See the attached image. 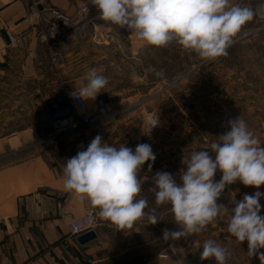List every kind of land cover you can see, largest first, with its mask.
<instances>
[{"label": "rangeland", "instance_id": "1", "mask_svg": "<svg viewBox=\"0 0 264 264\" xmlns=\"http://www.w3.org/2000/svg\"><path fill=\"white\" fill-rule=\"evenodd\" d=\"M231 3L242 7L255 6L257 0H231ZM47 7L32 4L29 13L33 9L47 13ZM89 8L94 16L93 5L90 4ZM76 12L77 6L73 14ZM38 23L39 31H45L46 18H39ZM72 49L67 62L70 78L75 83L67 85L64 90L79 89L86 82V74L91 68L109 81L95 100H85L89 107H94V102L99 99L106 102L111 110L110 115L88 129L89 143L99 134L104 142L117 148L123 144L134 150L139 143L150 144L156 155L151 171L146 162L138 174L143 183L140 195L148 201L146 211L156 207L152 181L155 173L167 171L179 182L184 167L182 157L193 151L208 150L209 145L228 130L229 120L243 119L264 145V18L257 17L248 22L234 38L228 55L212 61L201 60L175 41L166 47L147 45L133 33L129 36L123 28L99 17L85 24ZM62 61L59 55L56 62ZM62 69L57 71L59 75ZM149 69L163 70L164 75L157 76ZM148 112L159 114L160 118V126L152 131H147L145 123ZM48 131L47 119L41 135L36 140H28L27 151L34 149L36 143L40 152L46 145L53 144L40 143ZM63 138L68 139L66 136ZM0 146L20 147L19 134L1 135ZM79 150L80 147L73 149V155L69 156L76 155ZM220 175L217 172L215 179L219 180ZM256 191L264 192V185L256 189L237 182L226 188L218 203L231 207L232 196L240 200L244 194ZM260 203L264 206V198ZM169 209L168 205L157 208L160 221L156 225H148L145 219L129 229L132 231L130 240L139 244L131 253L139 261L173 248L188 263L216 264L214 259L202 261L200 258L203 243L214 240L230 253L226 264H260L256 257L250 259L246 255L247 241L240 244L227 231L228 212L208 225L206 231L165 241L163 229L179 230ZM261 215H264V207ZM146 241L148 243H144Z\"/></svg>", "mask_w": 264, "mask_h": 264}, {"label": "clouds", "instance_id": "2", "mask_svg": "<svg viewBox=\"0 0 264 264\" xmlns=\"http://www.w3.org/2000/svg\"><path fill=\"white\" fill-rule=\"evenodd\" d=\"M99 18L131 31L137 39L153 47H166L173 41L203 61L228 55L234 38L254 18H264V0L255 6H240L231 0H90ZM163 76V70L155 71ZM86 82L79 88V99L95 98L106 88L108 78L95 68L89 69ZM145 123L159 125V114L149 113ZM228 130L209 145L208 150L193 151L182 157L184 165L179 182L167 171L152 177L155 205L140 194L139 172L145 163L151 171L156 155L150 144L135 149L121 144L118 148L96 135L86 149L66 160L64 188L79 201H89L101 219L118 230L131 229L138 221L156 225L157 208L170 206L179 230L163 229V239L187 238L207 230L225 212L230 213L227 231L240 244L247 241L246 255L264 264V192L231 197L229 207L218 203L226 188L237 182L259 189L264 185V145L240 117L228 121ZM219 172L220 179L216 180ZM201 260L214 259L226 264L230 253L214 240L203 243Z\"/></svg>", "mask_w": 264, "mask_h": 264}, {"label": "crops", "instance_id": "3", "mask_svg": "<svg viewBox=\"0 0 264 264\" xmlns=\"http://www.w3.org/2000/svg\"><path fill=\"white\" fill-rule=\"evenodd\" d=\"M32 4L68 14L76 8L75 0H0V136L17 133L21 142L15 149L0 148V264H191L157 255L139 261L131 253L139 245L130 240L132 231L107 221L85 242L82 234L69 233L70 221L91 204L65 190L63 169L73 149L87 148L89 131L53 141L42 152L37 143L28 152L27 142L47 124L46 97L75 83L67 56L77 37L46 42L39 20L30 16ZM8 33L15 36L14 45ZM59 55L61 63L56 62ZM59 68H64L61 75Z\"/></svg>", "mask_w": 264, "mask_h": 264}, {"label": "built area", "instance_id": "4", "mask_svg": "<svg viewBox=\"0 0 264 264\" xmlns=\"http://www.w3.org/2000/svg\"><path fill=\"white\" fill-rule=\"evenodd\" d=\"M75 2L77 12L73 15L61 11L55 6H48L47 13H40V10L35 9L30 11V16L34 21L39 20L41 17L46 18L47 27L45 31L40 33L41 38L46 42L55 43L66 38L79 37L84 31L85 24L93 18L99 17L94 6V16L91 15L90 0H75ZM123 32L129 36L132 35V32L126 29H123ZM7 37L9 44L14 45L16 43L13 34L8 33ZM78 93L79 89L61 90L46 97L45 107L48 112L49 131L41 138L40 143H51L71 133L83 135L91 126L110 115L111 110L106 102L96 99L94 107H89L84 99L75 97ZM149 113L154 112H148L147 114ZM159 126L160 118L159 125L153 129L146 124L147 131L155 130ZM98 211L92 206L87 207L83 213L70 221L68 224L69 233L78 236L91 230L94 231L99 223L105 221L99 217ZM157 256L182 260L173 248H167ZM86 264L94 263L88 262Z\"/></svg>", "mask_w": 264, "mask_h": 264}, {"label": "water", "instance_id": "5", "mask_svg": "<svg viewBox=\"0 0 264 264\" xmlns=\"http://www.w3.org/2000/svg\"><path fill=\"white\" fill-rule=\"evenodd\" d=\"M95 237L94 231H88L80 236V241L85 242L91 240Z\"/></svg>", "mask_w": 264, "mask_h": 264}, {"label": "bare ground", "instance_id": "6", "mask_svg": "<svg viewBox=\"0 0 264 264\" xmlns=\"http://www.w3.org/2000/svg\"><path fill=\"white\" fill-rule=\"evenodd\" d=\"M131 36V35H130Z\"/></svg>", "mask_w": 264, "mask_h": 264}]
</instances>
